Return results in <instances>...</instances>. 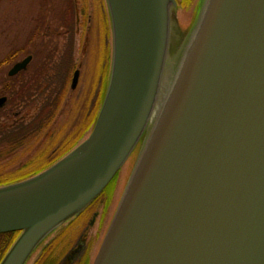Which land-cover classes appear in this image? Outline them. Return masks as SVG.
Instances as JSON below:
<instances>
[{
    "label": "water",
    "instance_id": "water-1",
    "mask_svg": "<svg viewBox=\"0 0 264 264\" xmlns=\"http://www.w3.org/2000/svg\"><path fill=\"white\" fill-rule=\"evenodd\" d=\"M105 3L110 62L92 128L0 185V233L19 231L0 264H26L138 145L91 264H264V0H197L174 67L175 0Z\"/></svg>",
    "mask_w": 264,
    "mask_h": 264
},
{
    "label": "rangeland",
    "instance_id": "rangeland-1",
    "mask_svg": "<svg viewBox=\"0 0 264 264\" xmlns=\"http://www.w3.org/2000/svg\"><path fill=\"white\" fill-rule=\"evenodd\" d=\"M100 2L101 0H72L75 13L73 60L72 63L69 64V70L67 71L66 90L59 105V114L55 118L53 124H51V127L48 129V138L53 137L51 129H55L53 133L56 132L57 136L62 133V125H65L64 127L67 129V133L69 131L71 132L74 127H77L79 119L77 115L74 116V113L78 111L79 104L82 103L79 94L82 91L84 80L86 81L87 79L89 84L91 83V86L92 82L93 84L97 83L95 78L100 72L97 68L98 54H100V46L103 43L104 38L102 16L100 15V12L102 11L106 17L105 10L100 5ZM66 5L67 0H0V60H2L6 54H11L12 52L15 54V59L8 60L6 63L0 65L1 91L2 87L5 86V83L7 82V71L10 66L16 60L23 58L28 51L29 53H32V50L35 52V48L40 50L42 42L46 45L45 51H52L50 54H52V58L54 60L60 56L62 48L68 40V33H61L64 29L60 24V14L63 10H65ZM180 11V15L178 12L175 13V15L174 13L171 15L170 50L167 57V64L173 67L176 65L179 51L182 48L181 46L183 45L182 43L187 33V29L177 26L178 22L176 23L177 19L175 20L174 17H176V14L178 18H181L183 15L189 16L188 12H190L183 9ZM194 12L195 11H193L191 18L193 17ZM41 20L43 21L42 26L40 25V23H42ZM36 23H39V29L36 31L37 33L34 32L37 35H33ZM45 51L44 53L38 54L39 58L45 57ZM77 65L80 67L82 75L79 85L72 91L70 90L69 84L72 77V69ZM1 91L0 95H2L3 92ZM37 91H39V89L36 90V92ZM93 91L94 87L92 86L90 93L91 96ZM40 94L41 92L39 91V97L42 99L45 98L44 93ZM40 102L41 99L36 100L34 106L29 108L27 116L25 117L26 121L30 120V118L38 111V104ZM88 106L90 108L91 105L87 101L85 108H88ZM81 111L83 112V109ZM89 118L90 114L88 116V120ZM82 127L76 130L78 134ZM78 134L73 136L64 150L75 142L74 140H76V137H79ZM44 139H47V133H44L41 137H38V139L34 138L26 141L24 145L11 153H2L0 157V172L5 175H11L8 177L16 178L40 168V166H36V164H34V160H32V158L37 155L40 156L42 151L40 152L39 143L43 142ZM17 144L19 143H14L12 146ZM139 147L140 146L138 145L136 151L139 150ZM3 150L4 149H2V151ZM58 152L59 151L56 152L54 157L58 154ZM54 157H52V159ZM133 161L128 170L126 169L127 163L125 162L119 176L115 179L116 187L114 189V196L119 197L125 185ZM70 228L68 227L65 231H69ZM53 249L58 252V255L56 253V258H58L62 252L64 253V250L66 249V242L63 241V239L60 240L57 242V247H54ZM53 262L54 261H51L50 264Z\"/></svg>",
    "mask_w": 264,
    "mask_h": 264
},
{
    "label": "flooded vegetation",
    "instance_id": "flooded-vegetation-1",
    "mask_svg": "<svg viewBox=\"0 0 264 264\" xmlns=\"http://www.w3.org/2000/svg\"><path fill=\"white\" fill-rule=\"evenodd\" d=\"M100 5L105 10L103 0H101ZM100 15L102 16V24H103L102 27L104 30L103 43L100 46V52H99L100 54H98L97 68L100 72L95 78L97 83L93 84L92 82V86L94 87L92 96L90 95L92 88L91 83L89 84L87 79L86 81L84 80L82 91L79 94L82 103L79 104L78 111L74 113V116L77 115L79 119V123H78L79 126L77 125L76 128L74 127L71 132L69 131L67 133V129H65L64 127L65 125H62V129H61L62 133H60L57 136H56V132L53 133L55 129H51L53 137L48 138L49 136L48 129L51 127V124H53L55 118L59 114V106L55 109L54 112H51L54 106H52L51 104L45 105L43 103L44 98L42 99L41 97H39L40 90L37 92L34 91L33 95H31L30 97L10 96L11 87L17 83L8 80L5 83V86L2 87V91L4 89L5 93H3L0 90L2 92V95H0V97H5L4 103L0 106V138L3 137L5 138V139H0V143H1L0 152L8 154L25 144L26 141L22 143L17 142V140L15 142L13 141L9 142L8 141V139L10 138L9 135L13 133H17V134L21 133L24 136H27L28 137L27 141L34 138L38 139V137H41L44 133H47V139H44L43 142L39 143L40 152L42 151L40 153V156L37 155L32 158L36 166L42 167L45 163H48L57 157V155L54 157L57 151L64 150V148L68 145L69 141L73 138V136H75L76 130L82 127V121H84V124L82 129L79 131V135L81 134V132L84 131L86 124L92 118L93 111L96 110L97 103L100 99V96L102 95V89L105 79L104 66H105V58H106L107 46H108V40H107L108 25L105 14H103V12L101 11ZM101 16H100V20H101ZM174 18L175 20L176 19L178 20L177 16ZM177 20L176 23L178 22ZM177 24L178 26H180L179 23ZM31 56L32 57L30 62H32L33 60V55L31 54ZM29 64L24 70L28 68ZM76 69L78 70L77 83L73 88L71 87V80L69 84L70 90L72 91L79 85V81L82 75L81 69L78 65L74 67L72 71H75ZM21 72L22 71L16 73L15 75L20 74ZM22 75L26 76L27 74L23 73ZM12 76H7V77H12ZM18 85L19 84H17L16 86ZM38 99H41V102L38 104L39 107L38 111L30 118V120L26 121L25 117L27 116L29 108L34 106L35 101ZM87 101L91 105L90 108L89 106L88 108H85ZM42 108L43 111H41ZM82 109L83 112L81 111ZM89 114H90V118L88 120ZM49 116H51V120L45 121V125H42L41 120L42 119L46 120L45 118H48ZM25 126L27 127L28 132L24 134L22 127ZM14 143H19V144L12 146ZM2 149L4 150L2 151ZM52 157L54 158L52 159ZM2 176L7 177L11 175H5L0 172V177L2 178ZM115 187H116L115 181L113 184L108 185L107 188L103 191V193H101L89 206H87L78 215V217L73 220L71 224L67 225L64 229H62L53 240H51L47 245H45V248L40 251V254L37 257L31 259L27 264H50L51 261H54L51 264H90L93 255L97 249V246L99 244L109 214L111 212L110 210L111 204H113L112 202L116 197L114 196ZM106 190L108 191L107 194L105 193ZM68 227L70 228V230L65 231L67 230ZM62 239L63 241L66 242V249L64 250V253L62 252V254L58 258H56L58 252L53 248L54 247L56 248L57 242H59Z\"/></svg>",
    "mask_w": 264,
    "mask_h": 264
},
{
    "label": "trees",
    "instance_id": "trees-1",
    "mask_svg": "<svg viewBox=\"0 0 264 264\" xmlns=\"http://www.w3.org/2000/svg\"><path fill=\"white\" fill-rule=\"evenodd\" d=\"M196 0H178V4H179V10L178 13L180 15V10L183 9L185 11H190L189 16H181V18H178V20L180 21L181 25L183 27H186L190 21V18L192 16L193 13V8L195 5ZM74 4L72 3V0H67V5L65 6V10H63L60 14V24L62 26V28L64 29L63 32H61L62 34L64 33H68V40L66 41V43L64 44L61 54L60 56L57 57L56 60H54L52 58V51H45V47L46 45L44 44V42H42V47H40L41 49L38 50L35 48L34 46V50L35 52L32 50V55H33V61L31 62V64L28 66V68L24 71H22L20 74H17L15 76L12 77H7V81L11 80L12 82H15L17 84H19L18 86H16L17 84L13 85L11 87V92H10V96L12 97H30L31 95H33L34 91L36 90H40L41 94L44 93L45 98H44V104L48 105L51 104L52 106H54V108L51 110V112H54L55 109L60 105V102L62 100V97L65 95V90H66V79H67V71L69 70V64L72 63L73 60V32H74V24H75V13H74ZM184 11V12H185ZM186 18V20H183V18ZM42 21V20H41ZM42 23H40V25L42 26ZM36 27L34 28L33 31V35H37L35 33H37L36 31L39 29V23L35 25ZM35 32V33H34ZM59 35V34H58ZM33 48V47H32ZM56 48V47H55ZM44 58H39L40 53H44ZM29 53V51L27 52ZM109 54H110V49L109 47H107V53H106V58H105V66H104V77L106 78L107 76V71H108V67H109ZM38 56V58H37ZM41 56V55H40ZM15 54L12 52L11 54H6L4 56V58L2 60H0V65L3 63H6L8 60H13L15 59ZM23 73H26L27 75L24 76L22 75ZM46 91V92H44ZM3 93H5V90L3 89ZM101 99V96H100ZM99 99V101H100ZM99 101L97 103V107L99 105ZM96 107V108H97ZM43 111V108L42 110ZM40 117V116H39ZM38 117V118H39ZM95 117V111H93L92 114V118L89 120V122L86 124L85 129L83 132H81V134L79 135L77 132H75V135L78 134L79 137H76L75 142L68 147L66 150H61L58 152L57 157L54 158L52 161L48 162L47 164L45 163L44 166L40 167L39 169L30 172L28 174H25L23 176L20 177H16V178H11V177H0V184L6 183V182H12L14 180H18L20 178H24L26 176L32 175L34 173H36L37 171L43 169L44 167H46L49 163L53 162L54 160H56L57 158H59L60 156H62L65 152H67L71 147H73L76 143H78L84 136H86L93 124V120ZM44 118V117H43ZM46 120H41L42 125H45V121H49L51 120V116H49L48 118H45ZM35 122V121H34ZM84 124V121H82V126ZM79 126V125H78ZM30 127V126H28ZM23 128V133L25 134L26 132H28L27 127H22ZM10 138L8 139L9 142L13 141L15 142L16 140L19 141L20 143L25 142L28 140L27 136H24L21 133H13L11 135H9ZM5 139V138H2ZM1 144V143H0ZM3 152H0V157L1 154ZM135 156V152H132V154L129 156L128 160L126 161L127 163V170L130 167L133 159ZM112 180L110 182L109 185L113 184ZM107 190H106V194H107ZM116 199V197H115ZM114 199V201H116ZM114 201L112 202L114 204ZM113 204H111L110 210H112L113 208ZM111 213V212H110ZM110 216V214H109ZM17 232H4V233H0V259L3 256V254L5 253V251L8 249V247L10 246V244L12 243L13 239L15 238ZM50 240L47 241V244L49 243ZM46 244V245H47ZM44 247L42 248H37L36 251L31 255L30 259L27 261V263L33 259L34 257H37L40 254V251L42 249H44ZM26 263V264H27Z\"/></svg>",
    "mask_w": 264,
    "mask_h": 264
},
{
    "label": "bare ground",
    "instance_id": "bare-ground-1",
    "mask_svg": "<svg viewBox=\"0 0 264 264\" xmlns=\"http://www.w3.org/2000/svg\"><path fill=\"white\" fill-rule=\"evenodd\" d=\"M183 20H186V18L184 17Z\"/></svg>",
    "mask_w": 264,
    "mask_h": 264
}]
</instances>
